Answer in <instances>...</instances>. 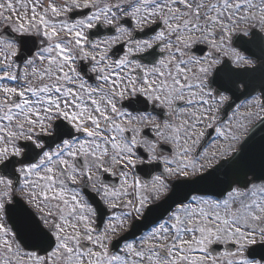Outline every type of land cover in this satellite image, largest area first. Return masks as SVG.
Segmentation results:
<instances>
[{"label": "snow or ice", "instance_id": "obj_1", "mask_svg": "<svg viewBox=\"0 0 264 264\" xmlns=\"http://www.w3.org/2000/svg\"><path fill=\"white\" fill-rule=\"evenodd\" d=\"M253 121L264 0H0V264H264Z\"/></svg>", "mask_w": 264, "mask_h": 264}, {"label": "water", "instance_id": "obj_2", "mask_svg": "<svg viewBox=\"0 0 264 264\" xmlns=\"http://www.w3.org/2000/svg\"><path fill=\"white\" fill-rule=\"evenodd\" d=\"M260 86L256 85V87L254 88V91L260 90ZM249 136L251 137V145L253 148V151H257L259 149V147L264 144V122H260L258 123L250 132Z\"/></svg>", "mask_w": 264, "mask_h": 264}, {"label": "flooded vegetation", "instance_id": "obj_3", "mask_svg": "<svg viewBox=\"0 0 264 264\" xmlns=\"http://www.w3.org/2000/svg\"><path fill=\"white\" fill-rule=\"evenodd\" d=\"M254 82H259V83H260L259 86L261 87V81H260V79H259L258 76L255 77ZM253 95H260V92H258V93H254ZM244 100H245V98H243V99H242L240 102H238V103H242V102H244ZM228 115L231 116V111L228 112ZM258 122H259V121H253L251 124H249V128H250V130H251V128H252L253 126H255V124H257ZM209 131L211 132V130H209ZM248 134H249V133H248ZM212 137H213V138L215 137V133H212ZM140 175H141V178L143 179L144 176H143V173H142V172L140 173Z\"/></svg>", "mask_w": 264, "mask_h": 264}]
</instances>
